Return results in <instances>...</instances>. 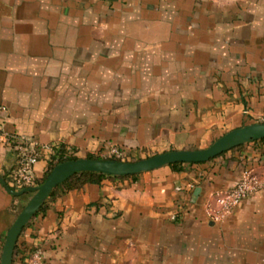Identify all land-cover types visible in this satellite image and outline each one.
Returning <instances> with one entry per match:
<instances>
[{
    "label": "crops",
    "instance_id": "crops-1",
    "mask_svg": "<svg viewBox=\"0 0 264 264\" xmlns=\"http://www.w3.org/2000/svg\"><path fill=\"white\" fill-rule=\"evenodd\" d=\"M262 115L264 0H0L8 187L20 139L37 153L40 180L60 150L99 156L113 144L141 159L200 149ZM240 146L60 188L18 241L40 247L44 264H264V186L221 222L202 208L243 170L264 177V141ZM30 196L0 182V256Z\"/></svg>",
    "mask_w": 264,
    "mask_h": 264
},
{
    "label": "water",
    "instance_id": "water-1",
    "mask_svg": "<svg viewBox=\"0 0 264 264\" xmlns=\"http://www.w3.org/2000/svg\"><path fill=\"white\" fill-rule=\"evenodd\" d=\"M262 138H264V122H256L231 129L216 138L207 147L200 149L168 150L134 161L85 157L66 160L57 163L40 184L25 187L19 191L10 189L0 177V182L12 195L20 196L24 193H31L30 198L6 232L0 264L13 263L14 249L25 225L35 216L52 191L78 172H95L111 176L136 175L173 163L206 162L228 150Z\"/></svg>",
    "mask_w": 264,
    "mask_h": 264
},
{
    "label": "built area",
    "instance_id": "built-area-1",
    "mask_svg": "<svg viewBox=\"0 0 264 264\" xmlns=\"http://www.w3.org/2000/svg\"><path fill=\"white\" fill-rule=\"evenodd\" d=\"M264 122V115L261 117ZM72 149L68 148L63 157L70 155ZM99 157H116L122 159L124 150L121 147L110 144L99 154ZM37 161V153L29 147L25 139L19 140L15 155V166L11 176L10 186L12 190L19 191L25 187L35 186L32 175V166ZM264 186V177L249 168L243 170L235 184L228 189H215L210 191L202 204L205 216L213 222H221L243 199L256 193ZM194 186L191 184L190 188ZM174 218V217H173ZM24 264H44L43 254L40 247L32 245L24 258Z\"/></svg>",
    "mask_w": 264,
    "mask_h": 264
},
{
    "label": "trees",
    "instance_id": "trees-1",
    "mask_svg": "<svg viewBox=\"0 0 264 264\" xmlns=\"http://www.w3.org/2000/svg\"><path fill=\"white\" fill-rule=\"evenodd\" d=\"M258 141H264V138L255 140V142H258ZM239 147H241V146H238V147H235V148H239ZM63 154H64L63 150H60L56 155H53L51 157V160L49 161V164H48L47 170H46V172L44 174V177L42 179H40V180H35V184H40L45 179V177L48 175L50 170L57 163H60V162L66 161V160H70V159L80 158V157L76 156L73 153L70 154V155H67L66 157H63ZM149 156H152V155H146L144 158L149 157ZM85 158H91V159H95V158H97V159H115V160H121V161H134V160H128V159L125 160L124 158L123 159H119V158H116V157L101 158L99 156H94V155H91V154L85 156ZM200 163H202V162H200ZM182 164H194V163H173V164H170V165L173 166V167H176V166H179V165H182ZM133 176H135V175L111 176V175H105V174H102V173H95V172H78V173L72 175L71 177H69L62 184L58 185L52 191L51 196L60 188H65V189L78 188V187H80L83 184L88 183V182H99L104 177L124 178V177H133ZM45 203L39 208L38 212L35 215H37L38 213L42 212L45 209V205H46ZM28 223L25 225V227L28 225ZM18 240H19V238H18ZM18 240H17L16 246H15V249H14V253H13V261L14 260H19L22 264H24V258L27 256V252L29 251L30 247L25 246L24 243H22V242H20Z\"/></svg>",
    "mask_w": 264,
    "mask_h": 264
},
{
    "label": "rangeland",
    "instance_id": "rangeland-1",
    "mask_svg": "<svg viewBox=\"0 0 264 264\" xmlns=\"http://www.w3.org/2000/svg\"><path fill=\"white\" fill-rule=\"evenodd\" d=\"M123 158H124L125 160H126V159H128V160H137V159H135L134 157H126V156H125V157H123Z\"/></svg>",
    "mask_w": 264,
    "mask_h": 264
}]
</instances>
